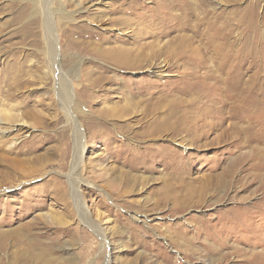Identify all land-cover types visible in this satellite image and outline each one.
I'll return each instance as SVG.
<instances>
[{"label": "rangeland", "instance_id": "rangeland-1", "mask_svg": "<svg viewBox=\"0 0 264 264\" xmlns=\"http://www.w3.org/2000/svg\"><path fill=\"white\" fill-rule=\"evenodd\" d=\"M98 1L0 0V119L19 115L0 125V264H264V0H203L217 23L190 31L198 52L180 58L170 24L144 31L155 0ZM48 25L55 60L42 51ZM116 48L152 70L114 66ZM215 71L237 82L200 77ZM191 101L209 124L175 133L173 107ZM76 174L108 249L77 208Z\"/></svg>", "mask_w": 264, "mask_h": 264}, {"label": "bare ground", "instance_id": "bare-ground-1", "mask_svg": "<svg viewBox=\"0 0 264 264\" xmlns=\"http://www.w3.org/2000/svg\"><path fill=\"white\" fill-rule=\"evenodd\" d=\"M103 1L104 0H100V1H98V3H102ZM137 1L138 0H128V2H127L128 4H127V6H125V10L128 11L131 8H133L134 4ZM39 3H40V0H34V5H35V7L37 9H39ZM211 8H212V6H211ZM142 11H143L142 14L147 16L143 20V23H144L143 27H144L145 33L153 34V30L154 29L157 30L160 27H162L163 25H167V24H170L171 27H172V28H170V32L179 33L174 38V40H177V41H176V46L174 47V52L172 54L174 57L177 56V58H180L182 56H188V55H190L189 53H192L193 55H196L197 54L196 52H198V49H196L197 47L194 46L193 42L191 41V35L188 34L190 31L198 33V31L200 29H202V27H205V29L208 30V29H210V27L214 23L215 24L217 23V19H214L212 22L208 23V26H206L207 21H208L207 19L209 18V14H211L212 11L205 6V2L203 0H155L154 4L152 6H148V5L146 6V4H145V7H143ZM148 13H150V15H148ZM214 15H215V13H214ZM48 18H49V16H48ZM194 18L197 21L195 22V24L192 25V20ZM222 21H224V20H222ZM48 26H50L52 29L49 31L50 32L49 38L47 39V43H45V47H44V49H42V51L49 53V55L55 60L57 55H59L58 42H57L58 40H57V37H56V26L55 25H52V26L48 25ZM139 30H141V29H139ZM86 31H88V30H86ZM213 31L215 32V30H213ZM213 35H215V34H213ZM43 37H44V35H43ZM178 44H179V47L177 46ZM75 46L80 47L78 45H75ZM109 61L112 62V64L114 66L119 67V68H123V69H135V70H138V69L145 68V66H147L149 70L150 69L152 70L151 67L153 65V61L154 60H151L149 58L148 59L146 58V60L145 59H141L140 54H138V53L134 54L132 51H130L128 49L116 48L109 55ZM187 62H189V61L186 60V63ZM205 62H206V59L201 61L199 65H195V66L197 68L198 67H202V65ZM223 63H225V62L224 61L221 62L220 65H218V66L221 67V65ZM167 67L171 68L170 65H168L167 61H163L160 64H158V66L155 68V70L154 69L153 70H154V73L158 72V73L162 74V73H164L166 71V69H168ZM23 68L24 67L21 66V67H17L16 70L12 69L11 70V74L14 75L15 77H21L23 74L27 73V71L25 69H23ZM190 74H191L190 75L191 77L192 76L194 77L195 74L198 75L197 71L190 72ZM229 74H228V77L224 78L222 73L221 74H217V72L215 71L212 74H210L209 72L203 73V75L201 74L200 77L201 78H203V77L205 78L206 77V78L212 79L213 81H217V82H219L220 85H222L224 90L228 91L237 82L236 80H233L232 78H230ZM232 76H233V74H232ZM55 78H57V77H55ZM201 78H199V79H201ZM60 79H62V78H60ZM196 84H197V82H196ZM59 85H60L59 86L60 87V89H59L60 90L59 97L61 98V100L66 102L67 99L70 98V94H71L70 82H68L67 80L66 81L62 80L61 84H59ZM236 94L237 93H235V95ZM10 95L11 94L8 93L7 96H10ZM197 102H198V99H195L194 103H193V101H191L190 104L186 103V104L181 105V106L177 105V106L173 107V108H175L174 109V111H175L174 114L176 115V118H175L174 122L172 123V126L175 125L177 127L175 133L179 132V131H188L189 129L195 127L196 125H199V123H200L199 121H202V120H203V123L201 125H199V128H202L203 126H205V124L206 125L209 124V122H206L205 118H203L204 115H206V113H207L205 109L201 108V106H199V107L195 106L197 108L192 110V108H191L192 103L195 104ZM232 102H233V100H232ZM234 105H236V104L234 103ZM67 110H68V108H67ZM177 113H179V114H177ZM4 114H5L4 119H0V125H1V123L9 124V123H7V121H13V120L19 118V115L15 114L14 112H12L10 110H9V112H6ZM67 116H68V119L70 120L71 117H72V113L71 112H67ZM19 122H22L23 125L27 124V122L24 121V119H21ZM183 126H185V127H183ZM6 131H8L7 128L0 127V135H2L3 137L5 135H7V134H5ZM3 141H4V139H3ZM73 148H74V152H75V156H74L75 159H74V164H73L74 166L73 165L72 166L74 168L73 169V173L75 174V172L78 169L77 167H78L80 161L82 160L83 153H84V150H85L82 129L79 128V126L77 127V129L75 131L74 147ZM77 179H78V181H77ZM70 183H72V186H74V188H75V189H72L73 190L72 194L74 196L75 202L77 203L76 204L77 208L81 207L80 215L83 218V221L87 222L88 225L93 227L94 231L101 237V241H102L101 246L103 248H105V249L106 248L108 249L109 244H110V242H109L110 240L109 241L107 240V237H108L106 235L107 233H105V232L103 233L102 229L100 227L94 225L93 222H90V218L88 217V215L86 213L87 210H86V208H85V206H84V204H83V202L81 200V196H80V193H79V178H78V174H76V176L70 177ZM107 260H108L107 264H109L110 263V258L108 257Z\"/></svg>", "mask_w": 264, "mask_h": 264}]
</instances>
